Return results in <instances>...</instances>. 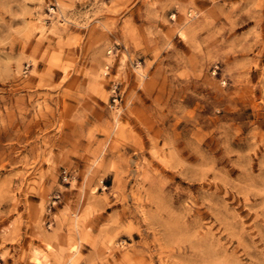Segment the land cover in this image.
I'll return each mask as SVG.
<instances>
[{"label":"rangeland","instance_id":"1","mask_svg":"<svg viewBox=\"0 0 264 264\" xmlns=\"http://www.w3.org/2000/svg\"><path fill=\"white\" fill-rule=\"evenodd\" d=\"M0 264H264V0H0Z\"/></svg>","mask_w":264,"mask_h":264},{"label":"bare ground","instance_id":"2","mask_svg":"<svg viewBox=\"0 0 264 264\" xmlns=\"http://www.w3.org/2000/svg\"><path fill=\"white\" fill-rule=\"evenodd\" d=\"M37 260V258H35Z\"/></svg>","mask_w":264,"mask_h":264}]
</instances>
